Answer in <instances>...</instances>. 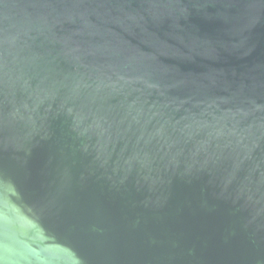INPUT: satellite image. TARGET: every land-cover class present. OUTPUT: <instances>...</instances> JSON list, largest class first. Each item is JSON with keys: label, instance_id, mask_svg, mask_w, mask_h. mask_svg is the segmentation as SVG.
<instances>
[{"label": "water", "instance_id": "obj_1", "mask_svg": "<svg viewBox=\"0 0 264 264\" xmlns=\"http://www.w3.org/2000/svg\"><path fill=\"white\" fill-rule=\"evenodd\" d=\"M0 264H264V0H0Z\"/></svg>", "mask_w": 264, "mask_h": 264}]
</instances>
